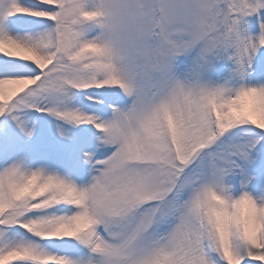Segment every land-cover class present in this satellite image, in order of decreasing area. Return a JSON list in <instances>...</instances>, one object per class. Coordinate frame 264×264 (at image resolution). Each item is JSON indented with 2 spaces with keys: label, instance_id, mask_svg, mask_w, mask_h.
<instances>
[{
  "label": "snow or ice",
  "instance_id": "6c2138e0",
  "mask_svg": "<svg viewBox=\"0 0 264 264\" xmlns=\"http://www.w3.org/2000/svg\"><path fill=\"white\" fill-rule=\"evenodd\" d=\"M0 264H264V0H0Z\"/></svg>",
  "mask_w": 264,
  "mask_h": 264
}]
</instances>
